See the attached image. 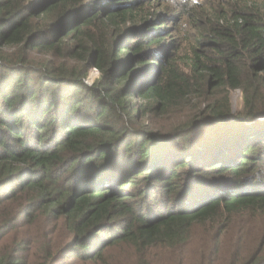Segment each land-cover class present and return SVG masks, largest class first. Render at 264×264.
Here are the masks:
<instances>
[{
    "label": "trees",
    "instance_id": "obj_1",
    "mask_svg": "<svg viewBox=\"0 0 264 264\" xmlns=\"http://www.w3.org/2000/svg\"><path fill=\"white\" fill-rule=\"evenodd\" d=\"M0 264H264V0H0Z\"/></svg>",
    "mask_w": 264,
    "mask_h": 264
},
{
    "label": "rangeland",
    "instance_id": "obj_2",
    "mask_svg": "<svg viewBox=\"0 0 264 264\" xmlns=\"http://www.w3.org/2000/svg\"><path fill=\"white\" fill-rule=\"evenodd\" d=\"M97 77V71H95L94 69L91 71L89 77L87 78L86 82L91 84L94 79ZM230 100L232 103V106L234 109H237L242 102V94L240 91L238 90H233L230 92Z\"/></svg>",
    "mask_w": 264,
    "mask_h": 264
}]
</instances>
